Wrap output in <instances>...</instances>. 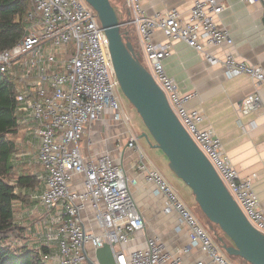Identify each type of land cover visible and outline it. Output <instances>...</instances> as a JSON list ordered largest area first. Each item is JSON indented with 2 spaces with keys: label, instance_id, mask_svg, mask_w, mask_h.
<instances>
[{
  "label": "built area",
  "instance_id": "2783aa9c",
  "mask_svg": "<svg viewBox=\"0 0 264 264\" xmlns=\"http://www.w3.org/2000/svg\"><path fill=\"white\" fill-rule=\"evenodd\" d=\"M126 1L131 16L121 22V28L136 32L144 66L249 222L264 234V211L253 190V179L243 178L225 153L222 141L212 130L201 127L204 113L187 106L195 93L181 91L167 74L164 61L172 54L169 42L182 41L204 54L211 66H222L229 79L248 75L264 83V69L231 54L220 59L207 52L209 48L220 49L234 43L230 33L217 23L216 18L225 10L218 0H196L187 18L176 8L147 16L141 0ZM28 2L32 11L27 33L12 48L0 51V74L15 85L19 127H25L26 135L39 142L42 188L33 192L31 199L44 206L52 222L44 246L50 255L44 260L52 259L54 264H89L90 260L96 262L97 249L110 244L114 245L116 264H185L183 256L192 249L203 251L211 264H233L140 149L132 126L134 113L120 101L108 38L94 9L85 0ZM159 32L168 42L156 41ZM263 108L258 93L245 98L242 104V110L248 113ZM104 116L129 126L127 148L138 154L139 174L147 185L153 186L154 196L163 199V212L178 215V229H188L189 245L177 254L171 253L158 237L148 238L143 249H127L135 235L145 229V220L130 189V178L111 156L87 159L80 147L85 127ZM77 176L84 179L82 192L71 189ZM89 204L102 229L100 234L89 229L84 219ZM52 244L57 248L55 256L51 253Z\"/></svg>",
  "mask_w": 264,
  "mask_h": 264
},
{
  "label": "crops",
  "instance_id": "0c3cea01",
  "mask_svg": "<svg viewBox=\"0 0 264 264\" xmlns=\"http://www.w3.org/2000/svg\"><path fill=\"white\" fill-rule=\"evenodd\" d=\"M195 1L141 0V3L147 16L165 13L176 8L183 18H187ZM218 2L225 7V10L216 18L217 23L230 33L234 43L232 46L220 49L209 48L207 52L220 59L231 54L240 61L264 69V0H258L255 4L247 3L245 0H218ZM111 3L121 22L131 16L126 0H112ZM134 38L139 44L136 34ZM156 41L168 42L161 32L157 34ZM169 43L172 46V54L164 61L167 74L175 80L182 92L195 93V97L187 105L188 109L204 113L205 120L201 127L212 130L222 141L225 153L239 174L243 178L253 179V190L264 211V108L256 113L242 110L244 99L253 94H260L264 102V83L257 82L248 75L229 79L222 66H211L204 54L192 49L185 42L170 41ZM133 118H136L135 114ZM128 127L125 124L113 122L110 116H104L99 122L87 125L83 141L81 140L82 154L92 160L109 155L118 165L124 167L130 178V189L145 220V229L135 235L127 249L129 251L143 249L148 238L158 237L171 253L177 254L189 245L188 229L185 226H181V230L178 229L181 224L178 215L163 212V199L154 196L153 186L147 185L143 176L139 174L136 166L137 152L125 148L129 140ZM133 131L139 138L147 133L146 127L142 124L138 129L134 126ZM149 139L154 143L151 137ZM145 140L139 139L138 145L148 159L142 144ZM31 142L35 144V161L39 164V142L25 135L23 146ZM154 153L158 158L166 159L169 163L160 150H155ZM27 155L29 153H26L24 149L21 156ZM24 162L27 163V160ZM40 177H37V180L40 181ZM39 181L36 191L42 188V183ZM83 182V177H75L71 183V189L75 192L84 191ZM19 205L21 214L17 216L15 209V224L24 227L22 228L24 230L20 231L22 244L20 242L18 244L21 248L39 251L46 245V235L49 228H52L51 218L46 215V210L41 203L30 200L28 204L20 203ZM26 218H29L30 222H27ZM84 219L88 227H91L89 229L97 234L102 233V229L95 222L96 213L90 204L84 213ZM50 249L56 250L53 255L55 256L56 245L52 244ZM183 259L185 264H197L201 261L211 264L207 255L200 249H192L190 253L183 256ZM228 259L234 264H238L236 260L241 261L240 264L247 263L238 258L228 257Z\"/></svg>",
  "mask_w": 264,
  "mask_h": 264
},
{
  "label": "water",
  "instance_id": "95a60500",
  "mask_svg": "<svg viewBox=\"0 0 264 264\" xmlns=\"http://www.w3.org/2000/svg\"><path fill=\"white\" fill-rule=\"evenodd\" d=\"M85 1L97 13L107 35L121 92L147 129L139 139L150 141L152 138L153 148L165 155L171 171L191 189L211 229L218 227L228 238L226 241L214 229L222 252L229 258H238L249 264H264V234L249 222L215 167L172 110L165 93L129 42L128 32L122 33L119 16L111 0ZM113 246L105 244L97 249L96 262L90 260L89 264H116Z\"/></svg>",
  "mask_w": 264,
  "mask_h": 264
},
{
  "label": "trees",
  "instance_id": "16d2710c",
  "mask_svg": "<svg viewBox=\"0 0 264 264\" xmlns=\"http://www.w3.org/2000/svg\"><path fill=\"white\" fill-rule=\"evenodd\" d=\"M31 10L28 0H0V51L12 48L24 38L30 25ZM121 31L126 34L127 29L121 28ZM15 90L14 83L0 74V264H48L44 256L50 255V252L45 247L36 251L13 249L8 245L11 235H14L12 233H17L18 229L15 224V203L21 200L27 202L28 197L31 200V193L38 185L37 178L32 174H20L14 184L9 180L17 149L13 137L19 130ZM218 232L229 241L220 229ZM20 234L17 233V236Z\"/></svg>",
  "mask_w": 264,
  "mask_h": 264
},
{
  "label": "rangeland",
  "instance_id": "374dc122",
  "mask_svg": "<svg viewBox=\"0 0 264 264\" xmlns=\"http://www.w3.org/2000/svg\"><path fill=\"white\" fill-rule=\"evenodd\" d=\"M127 32H128L129 42L132 43L136 53L140 55V46H139V44L136 43V40L134 38L136 32L133 29H127ZM118 95L121 98L120 99L121 103H123L125 106H127V108L129 110H132V112L136 115V118H133V120H132V125L134 124L133 128L135 126V128L138 129L139 125H141V124L143 126H145L144 123H143L142 118L137 113L136 109L127 100V98L123 95V93L121 92V89L119 90V94ZM25 135H26V128L23 127V126H20L16 136L13 137L14 141L16 142L17 149H16V152H15V155H14V159H13L14 168H13V171H12V173L10 175V179H9L12 184H14L17 181L19 175L22 174V173H24V174H32L36 178L39 177V176H42L43 173H44L43 169L41 168V166L39 167V164H37L36 161H35V151H36L35 144L33 142H31V143L26 144L25 146H23V138L25 137ZM82 141H80V147H83V142ZM142 144H143L144 151H145V153L148 156L147 161L151 164V166H153L154 168H156L159 171H161V173L164 175L166 180L178 192V194L180 195L181 199L185 202V204L188 206L190 211L197 218V220L199 221L201 226H203V228L211 235V237L213 239H215V242H216L214 229L216 230V232H218L219 229H217L216 227H214V229H211V227L209 226L206 218L203 216V214L201 213L198 205L195 203V198L193 197L192 191L185 185V183L183 181H181L171 171V169L169 168V163H167L166 159L165 160H161L160 158H158L156 153H154L155 150H158V149H154L153 148L154 143H152L151 141L145 140ZM24 149H26V153H29V155H27L25 157L21 156V154H23V152H24ZM25 160H27V163L24 162ZM39 182H41V181H39ZM38 187L39 186H37V188ZM24 194L25 193L23 192V195ZM27 200H28L27 202H22V200H21V201H18V202L15 203V209H16L17 216H18V214H21V209H20V205L19 204L20 203L28 204L29 201H30V197H28ZM16 220H18V218ZM26 221L30 222L29 218H26ZM33 225H34V223H33ZM16 226L19 229V231H18V229H16L18 234L21 233L20 232L21 230H24V229H22L24 227H21L19 225H16ZM17 233L16 232L12 233L14 235H11V239L8 242V245L11 246L13 249L21 248V246L18 244V242H20V244H22V241H20L21 240L20 236L18 237ZM120 248H121L120 245H118L117 249H120ZM53 250H54V248H53ZM55 252H56V250L52 251L51 252L52 255H54ZM236 262H238V264H240L241 261L236 260ZM48 264H54L53 260L50 259L48 261Z\"/></svg>",
  "mask_w": 264,
  "mask_h": 264
}]
</instances>
